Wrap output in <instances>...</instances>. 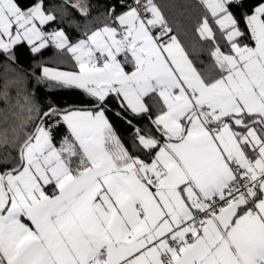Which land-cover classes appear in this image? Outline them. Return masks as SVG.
Returning a JSON list of instances; mask_svg holds the SVG:
<instances>
[{"label": "snow or ice", "instance_id": "6c2138e0", "mask_svg": "<svg viewBox=\"0 0 264 264\" xmlns=\"http://www.w3.org/2000/svg\"><path fill=\"white\" fill-rule=\"evenodd\" d=\"M0 68V264H264V0H0Z\"/></svg>", "mask_w": 264, "mask_h": 264}, {"label": "trees", "instance_id": "16d2710c", "mask_svg": "<svg viewBox=\"0 0 264 264\" xmlns=\"http://www.w3.org/2000/svg\"><path fill=\"white\" fill-rule=\"evenodd\" d=\"M23 55L21 56L20 58V64L22 67H24L25 69L28 68L29 64L31 63V58L28 56L27 54V49H23ZM54 53V50L53 49H49L46 54H45V59H47L48 57L52 56ZM3 68H0V74H3ZM56 99H59L61 101H64V100H67V101H74L76 99H78V97L74 96V95H71L70 93L68 92H61L57 97ZM3 106V103L0 102V107Z\"/></svg>", "mask_w": 264, "mask_h": 264}]
</instances>
